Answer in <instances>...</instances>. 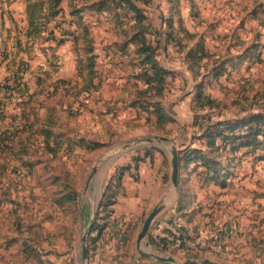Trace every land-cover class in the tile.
Returning <instances> with one entry per match:
<instances>
[{
  "label": "rangeland",
  "instance_id": "obj_1",
  "mask_svg": "<svg viewBox=\"0 0 264 264\" xmlns=\"http://www.w3.org/2000/svg\"><path fill=\"white\" fill-rule=\"evenodd\" d=\"M263 105L264 0H0V264H264Z\"/></svg>",
  "mask_w": 264,
  "mask_h": 264
},
{
  "label": "water",
  "instance_id": "obj_2",
  "mask_svg": "<svg viewBox=\"0 0 264 264\" xmlns=\"http://www.w3.org/2000/svg\"><path fill=\"white\" fill-rule=\"evenodd\" d=\"M163 139V137L160 136H154V137H147L145 138L146 142L152 143L155 140H161ZM171 165H172V181L174 184L177 183V177H178V171H179V161H178V154H177V150L175 149L174 145H171ZM91 173L89 174L87 180H86V185H88L90 178H91ZM159 207H154L151 212L148 214V216L145 218L144 223L138 233V240H140L142 237H144L147 233V230L153 220V218L156 216V214L159 211ZM83 240H85V235L83 236ZM87 255V247L85 242L82 245V256L86 257ZM155 257H157L159 260H167V261H173V257L168 256V257H164V256H160V255H155Z\"/></svg>",
  "mask_w": 264,
  "mask_h": 264
},
{
  "label": "trees",
  "instance_id": "obj_3",
  "mask_svg": "<svg viewBox=\"0 0 264 264\" xmlns=\"http://www.w3.org/2000/svg\"><path fill=\"white\" fill-rule=\"evenodd\" d=\"M263 108V110H261L259 113H255L253 114L254 116H258V117H261V118H264V105L263 106H260Z\"/></svg>",
  "mask_w": 264,
  "mask_h": 264
}]
</instances>
